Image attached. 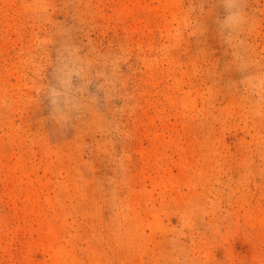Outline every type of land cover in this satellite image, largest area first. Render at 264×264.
Masks as SVG:
<instances>
[{
  "label": "rangeland",
  "instance_id": "374dc122",
  "mask_svg": "<svg viewBox=\"0 0 264 264\" xmlns=\"http://www.w3.org/2000/svg\"><path fill=\"white\" fill-rule=\"evenodd\" d=\"M0 264H264V0H0Z\"/></svg>",
  "mask_w": 264,
  "mask_h": 264
}]
</instances>
